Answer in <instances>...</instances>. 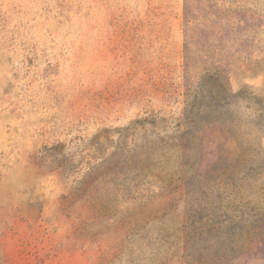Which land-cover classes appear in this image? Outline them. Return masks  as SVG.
I'll list each match as a JSON object with an SVG mask.
<instances>
[{
	"label": "rangeland",
	"instance_id": "rangeland-1",
	"mask_svg": "<svg viewBox=\"0 0 264 264\" xmlns=\"http://www.w3.org/2000/svg\"><path fill=\"white\" fill-rule=\"evenodd\" d=\"M0 264H264V0H0Z\"/></svg>",
	"mask_w": 264,
	"mask_h": 264
},
{
	"label": "trees",
	"instance_id": "trees-1",
	"mask_svg": "<svg viewBox=\"0 0 264 264\" xmlns=\"http://www.w3.org/2000/svg\"><path fill=\"white\" fill-rule=\"evenodd\" d=\"M188 4L185 3V9H184V24L188 23L190 18L188 17Z\"/></svg>",
	"mask_w": 264,
	"mask_h": 264
}]
</instances>
